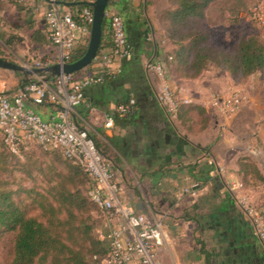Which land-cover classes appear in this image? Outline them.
<instances>
[{
	"label": "crops",
	"instance_id": "crops-1",
	"mask_svg": "<svg viewBox=\"0 0 264 264\" xmlns=\"http://www.w3.org/2000/svg\"><path fill=\"white\" fill-rule=\"evenodd\" d=\"M128 1L133 19L139 24L143 22L140 26L144 36L140 58L145 71L142 85L148 96L139 98L135 120L127 127L106 125L107 119L117 110V104L110 101L91 106L92 89H87L85 101L76 106L73 113L79 124L89 128L98 140L106 137L112 141L118 158L116 164L136 170L138 179L133 193L127 190L126 197L122 196L123 192L120 197L137 212L162 222L165 243L158 252L161 264H232L229 258L228 261H221V255L225 254L219 247L221 242L228 240L230 249L234 250L240 243L251 247L256 237L228 186V182L242 179L238 160L244 144L232 126L233 118L219 121L211 116L213 91L210 90L231 94L236 83L224 70L226 78L231 80L223 83L215 79L217 83L212 84L210 79L214 78L215 72L211 76L208 73L213 67L196 78L182 76L170 59L175 46L166 38L160 19V13L169 7L168 2ZM74 3L69 0H0V58L24 67L23 70L6 68V73L0 70V92L15 94L23 80L51 81L54 75L37 66V62L57 54V48L50 41L46 13L54 4L71 11ZM114 8L121 10L119 5ZM108 50L106 47L103 51ZM155 61L165 65L167 77L174 87L181 88L183 95L192 98V104L205 110L208 115L205 126L198 119L197 112L185 122L166 112L156 96L160 79L147 68L149 62ZM121 65L122 62H118L114 67L120 68ZM132 81L124 84V90L135 96L138 93L133 90ZM94 93L99 97L100 93ZM247 97L252 101V109L258 113L264 111V103L260 105L255 97ZM32 107L43 118L57 113L50 103ZM254 135L260 137L261 149L264 150L263 129L260 128ZM190 165L196 166L194 175L190 172ZM211 165L214 167L209 169ZM195 183L198 184L196 195L183 192L184 188ZM109 230L110 225H107L100 235L102 239L106 238ZM252 255L254 259L256 250ZM132 264L142 263L136 259Z\"/></svg>",
	"mask_w": 264,
	"mask_h": 264
},
{
	"label": "trees",
	"instance_id": "trees-1",
	"mask_svg": "<svg viewBox=\"0 0 264 264\" xmlns=\"http://www.w3.org/2000/svg\"><path fill=\"white\" fill-rule=\"evenodd\" d=\"M69 1L75 2L71 5V12L79 21L82 19L83 9L91 8L86 0ZM166 1L169 7L160 13V19L165 28L166 38L175 46L172 51V61L182 76L196 78L204 71L218 67L226 70L237 83H244L251 75L264 71V43L257 36H241L232 50L213 42L212 31L207 26V22L208 10L216 0ZM109 5L121 6L119 13L125 19L131 56L122 60L118 73H108L106 69L96 70V73L102 75L104 80L87 89H92L91 106L115 101L117 110L111 116L113 122L127 127L135 120L139 98L148 96L142 85L145 71L140 58L141 41L144 37L140 26L143 22L139 24L133 19L128 0H111ZM87 46L88 41L84 44L80 43L74 48L68 61L74 62L81 58ZM112 46L113 34L109 21L105 17L98 55H101L106 47L110 49ZM44 61L47 59L41 62ZM90 68L91 66H88L84 69L88 71ZM75 75L82 77L85 74L83 75L80 70L75 72ZM128 81H132L133 90L138 93L137 95L133 96L130 91L124 90V84ZM28 82L23 80L21 86ZM94 91L100 93L99 97L95 96ZM132 98L135 99V104L128 112L122 114L118 107L129 103ZM47 103L55 106V112L62 108L61 104L54 102L35 106ZM194 112L198 113V119L205 126L208 115L197 104H180L175 117L185 122L191 119V114ZM72 118L81 128L86 129L79 124V119L74 113ZM87 131L103 158L110 162L112 169L115 168L118 158L114 154L112 141L106 137L98 140L89 130ZM2 144L0 250L4 262L0 264H93L106 258L109 254V242L107 238L97 237L95 230L109 225V211L101 208L89 196V190L95 184L94 179L80 164L65 158L59 150H45L40 144L24 142L20 145L19 154H15L3 141ZM30 147L37 150L30 151ZM34 154H40V157L44 155L46 159L50 158L47 166L46 160L42 158L39 162L31 163L32 165L35 162V168L46 177L44 178L45 188L39 190L19 185L16 188L13 181L6 176L10 171L7 166L8 160L20 158L22 155L32 157ZM213 167L211 165L209 169ZM238 167L245 185L253 178V174L258 179L264 180L258 165L250 157L241 156ZM189 169L194 175L193 170L196 166L190 165Z\"/></svg>",
	"mask_w": 264,
	"mask_h": 264
},
{
	"label": "built area",
	"instance_id": "built-area-1",
	"mask_svg": "<svg viewBox=\"0 0 264 264\" xmlns=\"http://www.w3.org/2000/svg\"><path fill=\"white\" fill-rule=\"evenodd\" d=\"M86 1L91 5L94 0ZM251 16L264 28V0L256 1ZM81 17L80 21L77 20L71 11L57 4L48 9L46 22L57 54L47 61L37 62L38 67L69 62L74 48L80 43L89 42L93 22L92 5L91 8L83 9ZM105 17L112 30L113 46L97 55V59L90 65L91 72L88 71L82 77L75 73L53 76L49 82L29 81L13 95L0 92V136L6 147L15 154H19L20 145L24 142L40 144L45 150H59L65 158L80 164L94 179L95 184L89 190V196L101 208L109 211L110 230L106 236L109 254L93 264H132L136 259L142 264H161L158 252L165 243L162 222L137 212L127 200L121 199V187L110 162L103 158L88 131L72 118L75 107L86 99L85 90L104 80L96 70L106 69L108 73H118L121 67L115 68V64L131 56L124 17L110 5L105 11ZM147 68L160 79L161 85L156 96L169 115L175 117L180 104L192 103V98L183 95V90L174 87L168 79L162 62H149ZM245 99L239 90L226 99L213 96L211 106L222 114L233 113L240 109ZM46 102L61 104L62 108L53 116L43 118L32 105ZM134 104L135 99L132 98L129 103L120 105L118 110L124 114ZM106 125H114L112 117L107 119ZM197 186L195 183L184 188L183 192L194 196L197 194ZM228 186L251 223L254 234L264 240V209L253 203L242 181H230Z\"/></svg>",
	"mask_w": 264,
	"mask_h": 264
},
{
	"label": "rangeland",
	"instance_id": "rangeland-1",
	"mask_svg": "<svg viewBox=\"0 0 264 264\" xmlns=\"http://www.w3.org/2000/svg\"><path fill=\"white\" fill-rule=\"evenodd\" d=\"M256 1L257 0H216L208 10L207 22V26L212 31L213 42L231 50L234 49L235 43L241 36H257L264 43V28L258 25V23L251 16V9ZM0 70L3 73L7 72V69L4 67H0ZM223 71L224 69L218 67H213L210 70L208 76H211L213 72H215L213 76L214 78L210 79L212 84L217 83V80L215 79H220L223 83L231 80L230 78H226V73ZM86 72L87 71L85 69L82 70L83 75L86 74ZM234 82L237 84L236 85L234 83V90H240L242 95L246 98L240 109L237 112L222 114L211 108L210 114L213 118L219 121L226 120L227 118H233L234 121L232 122V126L239 135L242 144H244L242 145L243 149L241 150L242 156H248L253 159L258 165L261 173L264 175V150L261 149L263 146L261 144L260 137H258V135L257 137L254 135V133H256L260 128L264 131V111L261 110L260 113H258L255 109L250 107L252 101L247 100V98H249L247 96L251 95V98L255 97V99L259 102L258 104L261 105L264 103V71L256 72L244 83ZM210 92L213 93L210 101H212L213 96H221L226 99L233 93L223 94L222 92H215L214 89L210 90ZM86 129L89 130V128ZM253 140L257 141L254 143ZM31 148L33 147H30L29 149ZM32 150L37 149H31L30 151ZM253 150L254 152H252ZM1 153H3V144L0 139V155ZM1 158L2 157H0V159ZM40 158H42V160H46V166L50 163L48 160L50 158L46 159V156L44 155H41L40 157V154H34L32 157L22 155L20 158H10L7 163L10 170L6 175L7 178L13 181L12 183L15 184L14 186L16 188L19 185L43 190L46 186V182L44 180L46 177L42 175L37 168H35V162L31 165L32 161L39 162ZM113 171L115 173L116 180L121 187V193L123 192L122 196L126 197L128 192L127 190H130L129 193L132 194L138 179L136 170L132 167L125 169L115 162V168L113 167ZM252 177L253 178H251L246 184L247 186L243 183L244 189L252 199L253 203L264 209V180L258 179V177L254 176V174ZM240 181H242V179ZM104 232L105 228H98L95 230V233L99 238H101V233ZM254 237H256V235ZM255 239L254 244L251 243V247H247V244L244 243L236 245L234 248H238L236 249L237 251L235 249H230L228 240L221 242L222 246L219 247H221L222 252L225 253L221 255V261H228L229 258V263L232 264L233 262L235 264H248V262L249 264H261V262H264V240L258 237ZM218 243L220 244L219 241ZM244 246L246 247L244 248ZM255 250L257 255H255L256 257L254 259H252V253ZM260 253L262 254L261 256H259ZM0 262H4L1 250Z\"/></svg>",
	"mask_w": 264,
	"mask_h": 264
},
{
	"label": "water",
	"instance_id": "water-1",
	"mask_svg": "<svg viewBox=\"0 0 264 264\" xmlns=\"http://www.w3.org/2000/svg\"><path fill=\"white\" fill-rule=\"evenodd\" d=\"M111 0H94L91 2L93 7V22L91 25L90 39L85 54L74 62L55 63L50 66L40 68L50 71L54 76L75 73L90 66L98 55L103 37V21L105 11ZM59 3V1L57 2ZM0 67L23 70V66L0 58Z\"/></svg>",
	"mask_w": 264,
	"mask_h": 264
}]
</instances>
